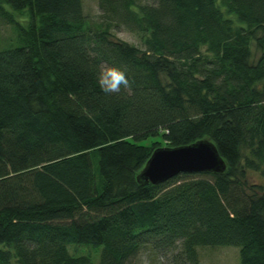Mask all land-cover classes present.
Masks as SVG:
<instances>
[{
	"label": "trees",
	"instance_id": "trees-1",
	"mask_svg": "<svg viewBox=\"0 0 264 264\" xmlns=\"http://www.w3.org/2000/svg\"><path fill=\"white\" fill-rule=\"evenodd\" d=\"M97 7L91 23L81 0H0L1 21L29 20L23 45L0 50V264H93L77 247L95 264H131L144 248L198 264L205 247L264 264V185L247 182L264 179V0ZM105 66L125 68L131 88L102 92ZM156 136L210 141L225 171L138 185Z\"/></svg>",
	"mask_w": 264,
	"mask_h": 264
},
{
	"label": "rangeland",
	"instance_id": "rangeland-1",
	"mask_svg": "<svg viewBox=\"0 0 264 264\" xmlns=\"http://www.w3.org/2000/svg\"><path fill=\"white\" fill-rule=\"evenodd\" d=\"M82 13L85 18L95 23L99 21V10L97 7V0H81ZM16 24L19 28H26L29 20L26 14L17 15L15 18ZM19 28L10 26L0 20V50L19 47L21 40H19ZM18 31V32H17ZM111 35L114 39L133 45L139 49H143L139 38L131 33H128L122 29L111 31ZM21 44V45H20ZM260 55V51L251 46V61L255 63ZM152 141H158L161 146L164 144L161 141L160 136L151 138ZM143 144V142H140ZM146 143V142H145ZM92 168H97V158L91 159ZM247 182L250 184L264 185V179L257 173L248 172ZM70 253L73 255H89L94 261H97V255L91 249H83L80 247L71 248ZM174 252L168 250H152L150 248H144L140 251L138 256L131 262V264H176L172 261ZM198 264H238L237 249L233 247H218V248H199L197 249ZM11 264H16L12 261Z\"/></svg>",
	"mask_w": 264,
	"mask_h": 264
},
{
	"label": "water",
	"instance_id": "water-1",
	"mask_svg": "<svg viewBox=\"0 0 264 264\" xmlns=\"http://www.w3.org/2000/svg\"><path fill=\"white\" fill-rule=\"evenodd\" d=\"M225 168L214 145L201 139L183 146L155 148L135 181L138 185H157L178 174H221Z\"/></svg>",
	"mask_w": 264,
	"mask_h": 264
},
{
	"label": "clouds",
	"instance_id": "clouds-1",
	"mask_svg": "<svg viewBox=\"0 0 264 264\" xmlns=\"http://www.w3.org/2000/svg\"><path fill=\"white\" fill-rule=\"evenodd\" d=\"M98 85L105 94L119 93L122 88H131L127 70L116 66L102 67L98 76Z\"/></svg>",
	"mask_w": 264,
	"mask_h": 264
},
{
	"label": "bare ground",
	"instance_id": "bare-ground-1",
	"mask_svg": "<svg viewBox=\"0 0 264 264\" xmlns=\"http://www.w3.org/2000/svg\"><path fill=\"white\" fill-rule=\"evenodd\" d=\"M218 154V153H217ZM220 157V156H219ZM221 158V157H220ZM221 160L223 161V163L225 164V162H224V160L221 158ZM225 166H226V164H225ZM167 181V180H166ZM166 181H164V182H166ZM164 182H162V183H164ZM162 183H160V184H162Z\"/></svg>",
	"mask_w": 264,
	"mask_h": 264
}]
</instances>
